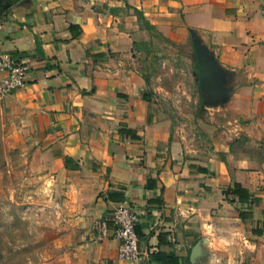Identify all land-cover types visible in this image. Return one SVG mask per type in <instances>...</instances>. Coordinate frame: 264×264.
Masks as SVG:
<instances>
[{"label": "crops", "instance_id": "1", "mask_svg": "<svg viewBox=\"0 0 264 264\" xmlns=\"http://www.w3.org/2000/svg\"><path fill=\"white\" fill-rule=\"evenodd\" d=\"M263 1L0 0V49L30 68L2 99L6 143L59 217L53 264H264ZM193 35L228 96L191 138L140 64L157 36L190 53ZM236 184L248 200L227 193ZM127 205L139 263L119 259L112 225L96 228Z\"/></svg>", "mask_w": 264, "mask_h": 264}, {"label": "rangeland", "instance_id": "2", "mask_svg": "<svg viewBox=\"0 0 264 264\" xmlns=\"http://www.w3.org/2000/svg\"><path fill=\"white\" fill-rule=\"evenodd\" d=\"M193 54L194 49L186 53L157 36L140 64L145 87L159 112L191 138L198 136L208 114ZM3 103L0 100V264H53L58 255L54 226L59 217L52 207L42 205L36 187L20 174L22 164L6 143Z\"/></svg>", "mask_w": 264, "mask_h": 264}, {"label": "built area", "instance_id": "3", "mask_svg": "<svg viewBox=\"0 0 264 264\" xmlns=\"http://www.w3.org/2000/svg\"><path fill=\"white\" fill-rule=\"evenodd\" d=\"M264 17V1L261 9ZM29 66L14 59L8 52L0 49V100L22 89L27 84ZM138 214L124 206L96 224V228L105 234L112 225L115 237L119 240L118 257L120 260L134 263L142 262L144 253L140 250V239L136 231Z\"/></svg>", "mask_w": 264, "mask_h": 264}, {"label": "water", "instance_id": "4", "mask_svg": "<svg viewBox=\"0 0 264 264\" xmlns=\"http://www.w3.org/2000/svg\"><path fill=\"white\" fill-rule=\"evenodd\" d=\"M193 46L197 62V76L202 100L206 105H218L228 96L224 74L213 54L193 35Z\"/></svg>", "mask_w": 264, "mask_h": 264}, {"label": "trees", "instance_id": "5", "mask_svg": "<svg viewBox=\"0 0 264 264\" xmlns=\"http://www.w3.org/2000/svg\"><path fill=\"white\" fill-rule=\"evenodd\" d=\"M0 11H1V8H0ZM5 11H6V10H5ZM137 14H138V18H139V20H140V21H144V17H143V15H142L140 12H137ZM146 25H147L148 27H150L148 23H147ZM195 65H196V71H197V62H196V59H195ZM199 91H200V89H199ZM200 93H201V92H200ZM145 99L148 100V101H150L151 98H150L149 96H145ZM227 193H232V194L238 196L239 199L242 200V201H243V200H248V199H249V196L246 195L247 192H246V191H245L240 185H238V184L235 185L234 189H229V190L227 191Z\"/></svg>", "mask_w": 264, "mask_h": 264}]
</instances>
